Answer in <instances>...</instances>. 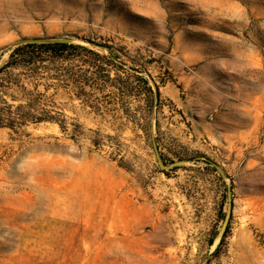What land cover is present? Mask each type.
Returning a JSON list of instances; mask_svg holds the SVG:
<instances>
[{
	"label": "rangeland",
	"instance_id": "rangeland-1",
	"mask_svg": "<svg viewBox=\"0 0 264 264\" xmlns=\"http://www.w3.org/2000/svg\"><path fill=\"white\" fill-rule=\"evenodd\" d=\"M70 35L152 59L162 108L146 135L51 87L66 131L0 128V264H264V0H0V64Z\"/></svg>",
	"mask_w": 264,
	"mask_h": 264
},
{
	"label": "trees",
	"instance_id": "trees-1",
	"mask_svg": "<svg viewBox=\"0 0 264 264\" xmlns=\"http://www.w3.org/2000/svg\"><path fill=\"white\" fill-rule=\"evenodd\" d=\"M139 56H131L125 46L110 39L77 35L39 38L15 45L0 64V128L16 130L30 123L49 121L66 131L63 113L53 105L42 104L52 87L51 99L61 94L68 102L78 100L94 118L132 123L149 134L162 108V78L158 82L149 71L152 59L143 62ZM41 84L44 91L38 90ZM14 89L21 96L9 94ZM6 95L25 102L14 106L7 103ZM132 101L138 102L134 108ZM77 134L73 130L72 137ZM92 142L100 145L98 140Z\"/></svg>",
	"mask_w": 264,
	"mask_h": 264
}]
</instances>
